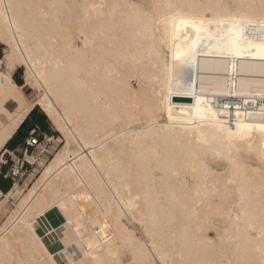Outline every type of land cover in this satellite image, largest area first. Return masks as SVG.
<instances>
[{"label": "bare ground", "instance_id": "bare-ground-1", "mask_svg": "<svg viewBox=\"0 0 264 264\" xmlns=\"http://www.w3.org/2000/svg\"><path fill=\"white\" fill-rule=\"evenodd\" d=\"M168 2L0 0V42L8 47L7 69L0 67V152L35 108L65 140L30 186L32 174L0 191V264H261L264 166L255 153L264 145L254 139L249 152L241 144L233 153L238 168L212 164L205 189L194 177L211 152L205 157L190 134L162 126L197 106L233 129L237 105L240 121L244 112L260 120L264 62L221 56L216 40L205 41L210 54L190 66L172 61L162 31H152L162 30L156 20L166 9L151 6ZM93 4L104 7H85ZM16 67L38 93L34 101L13 81ZM169 108L178 118L172 122Z\"/></svg>", "mask_w": 264, "mask_h": 264}, {"label": "snow or ice", "instance_id": "snow-or-ice-1", "mask_svg": "<svg viewBox=\"0 0 264 264\" xmlns=\"http://www.w3.org/2000/svg\"><path fill=\"white\" fill-rule=\"evenodd\" d=\"M12 8V4L7 5ZM93 9L104 5L85 6ZM132 8H139L138 5H130ZM152 9H166L159 19L156 20L157 25L152 31L161 32L159 42L162 48H166L165 56L171 55L174 62H180L182 65L190 66L195 62L198 55H209L208 48L212 47L210 43L205 41L216 40L215 45L217 53L221 56H251L254 60L258 59L264 62V0H237L235 3H226L225 0H215L211 3L197 2H171L165 4H153ZM143 17H150L151 13H139ZM215 25V28H213ZM215 33H221L219 37ZM155 38V37H154ZM247 45V47H245ZM159 54V53H158ZM231 63L232 67H236L235 61H225ZM261 99L264 101V92H261ZM200 101H197L199 105ZM245 104L249 101L245 100ZM228 106L225 105V108ZM247 118L240 121V107L237 105L235 113V129L231 127V123L224 120H217L216 113L211 109H202L199 106L194 111L186 113L184 118H180V123H168L162 127L166 129H182L185 134H190L189 143H194L198 150L204 152L207 157L211 152V160L201 159L200 161V177L194 179H202L205 189H207V176L212 171L211 165L218 163L220 160H226L233 168H238V160L233 158V153L243 151L241 144H246L249 152L252 150V141L258 139L264 145V105L261 107V119L253 120V113L244 112ZM168 121L172 122L176 119L168 109ZM209 129V131H205ZM32 143H37L35 139ZM200 145L207 146L206 149H199ZM226 150V154H225ZM257 161L264 166V150L255 153ZM195 172L196 169L194 168ZM232 183V181H228ZM197 196L201 193L197 190ZM208 192L205 191L204 199L208 198ZM90 198V197H89ZM83 199V197H81ZM241 200H243V191L241 190ZM264 208V205H262ZM247 216V214H245ZM264 218V212H262ZM240 220V217H237ZM71 223V220H69ZM245 227L252 231L255 230V224L244 220ZM77 233L79 229H76ZM239 231V228H237ZM261 241L262 244L258 251L261 254V264H264V219L261 224ZM92 245H89L91 248ZM93 260L97 258L93 256ZM47 264H56L55 261H48ZM72 264H81L77 259ZM97 264H105L104 261H97Z\"/></svg>", "mask_w": 264, "mask_h": 264}, {"label": "rangeland", "instance_id": "rangeland-1", "mask_svg": "<svg viewBox=\"0 0 264 264\" xmlns=\"http://www.w3.org/2000/svg\"><path fill=\"white\" fill-rule=\"evenodd\" d=\"M7 51H8V47L3 44L2 42H0V62H1V71H6V67H7V62H6V55H7ZM4 61V62H3ZM24 68L23 67H16L15 70L12 73V79L13 76H15V79L19 82H21V87H22V91L24 92V94L27 96V98L30 101H34L35 99L38 98V93L29 85L27 84V82L25 81V77H24ZM14 81V80H13ZM133 85L135 86V83H133ZM9 109H12V105H8ZM41 114V110L39 108H36V115L38 116V114ZM46 117V116H45ZM47 119V117H46ZM4 120V119H3ZM41 129L42 132L44 134L43 137H41V140L46 142H48V145H46L47 147V151L48 154H43L41 156V160H39L38 162L31 163L29 162L26 158L25 160L32 165L29 166L27 164H25L24 166V176L22 177V179L17 180L15 183H17L18 185L20 184V186L27 181V179L29 178V176L32 174L33 177L29 180L28 182V186H30L35 179L38 177V175L41 172V162H48L52 159L53 154H55L56 152L62 150V148L65 145V140L64 138L55 130V128L52 126V124L50 123V121H48L47 119V123L46 124H42L41 125ZM48 136V137H47ZM0 153H4V152H0ZM19 157V156H17ZM26 157V155H25ZM36 160V158H35ZM6 182H8V184H12V182L10 180H7ZM0 176V188H4L6 187V183ZM2 217V218H1ZM3 221V216L0 215V223ZM213 237V235H211Z\"/></svg>", "mask_w": 264, "mask_h": 264}, {"label": "crops", "instance_id": "crops-1", "mask_svg": "<svg viewBox=\"0 0 264 264\" xmlns=\"http://www.w3.org/2000/svg\"><path fill=\"white\" fill-rule=\"evenodd\" d=\"M41 125H42V123L39 122L38 116L36 115V113L33 114L29 118V120L25 123V125L19 131H17L15 133V135L12 137V139L7 143L8 146H6V151L9 153H12L14 158H21L23 156V151L25 149V140L29 137V134L33 133L35 138H36L37 143H35L34 148H28L27 154L36 158V160H35V164H36V162L41 160V156L43 154H45V153L48 154L46 145H48L49 141L44 142L41 140V137L44 136L42 129H41ZM39 151H41V152H39ZM17 156H19V157H17ZM24 160H25V156H24ZM23 176H24V174H23ZM22 177H21V179H22ZM3 180L5 182L7 181L5 179H3ZM6 183H7L6 187H4L3 189L0 188V191L2 193H6V192L10 191L13 187L12 184L10 186V184H8V182H6Z\"/></svg>", "mask_w": 264, "mask_h": 264}, {"label": "built area", "instance_id": "built-area-1", "mask_svg": "<svg viewBox=\"0 0 264 264\" xmlns=\"http://www.w3.org/2000/svg\"><path fill=\"white\" fill-rule=\"evenodd\" d=\"M33 139L36 140L34 134H29L25 140V149L21 158H14L13 154L9 152L0 154V176L5 180H10L12 185L23 176L25 164L32 166L24 160V156L27 154L28 148L35 147V143H32Z\"/></svg>", "mask_w": 264, "mask_h": 264}, {"label": "trees", "instance_id": "trees-1", "mask_svg": "<svg viewBox=\"0 0 264 264\" xmlns=\"http://www.w3.org/2000/svg\"><path fill=\"white\" fill-rule=\"evenodd\" d=\"M13 80H14V82L17 84V85H19V86H21V82H19V81H17L16 79H15V76H13ZM36 113V108L28 115V117L25 119V121H24V123H22V125L20 126V128L18 129V131L25 125V123L29 120V118L33 115V114H35ZM38 114V113H37ZM38 120H39V122L40 123H42V124H46L47 123V119H46V117H45V115L43 114V113H41V114H38ZM6 146H8V144L6 145Z\"/></svg>", "mask_w": 264, "mask_h": 264}, {"label": "water", "instance_id": "water-1", "mask_svg": "<svg viewBox=\"0 0 264 264\" xmlns=\"http://www.w3.org/2000/svg\"><path fill=\"white\" fill-rule=\"evenodd\" d=\"M178 110H181V109H178Z\"/></svg>", "mask_w": 264, "mask_h": 264}]
</instances>
